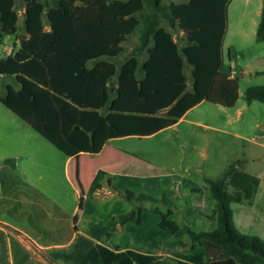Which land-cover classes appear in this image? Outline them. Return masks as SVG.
Here are the masks:
<instances>
[{
    "label": "trees",
    "instance_id": "trees-1",
    "mask_svg": "<svg viewBox=\"0 0 264 264\" xmlns=\"http://www.w3.org/2000/svg\"><path fill=\"white\" fill-rule=\"evenodd\" d=\"M230 1L188 0L166 7L163 0H52L47 30L43 16L49 4L26 0L27 34L14 53L0 57V77L18 87L7 84L0 101L69 157L97 154L113 139L155 135L202 101L234 107L239 79L222 69ZM15 6L16 0H0V45L18 33ZM162 17L185 35L182 49L161 26ZM136 32V54L119 66L124 44ZM256 36L264 42V1ZM186 63L192 67L191 89ZM246 101L264 103V85L248 88ZM237 165L218 179L207 178L209 186L200 188L184 175L166 174L148 160L121 154L110 168L113 188L128 201L162 200L170 206L188 199L189 225L179 227L171 210L140 207L131 215L116 211L121 203L115 212L101 210L93 199L106 174L100 169L85 202L88 232L50 256L62 264H264V241L240 233L233 223V205L256 193V179L239 173ZM205 192L208 201L202 200ZM213 206L215 215H210ZM114 213L132 240L124 249L108 243ZM198 220L212 228H198ZM185 234L193 243L189 251L180 250Z\"/></svg>",
    "mask_w": 264,
    "mask_h": 264
},
{
    "label": "rangeland",
    "instance_id": "rangeland-1",
    "mask_svg": "<svg viewBox=\"0 0 264 264\" xmlns=\"http://www.w3.org/2000/svg\"><path fill=\"white\" fill-rule=\"evenodd\" d=\"M47 3L43 16L44 24L49 30L47 12L52 0H41ZM188 0H163L168 7L172 3H182ZM264 0H231L228 5V31L223 41V71L235 75L239 79V99L234 107H225L219 104L202 101L190 109L174 126L168 127L155 135L148 137L129 136L111 140L103 154H82L70 163L71 173L82 170L94 174L95 166L106 163L119 153L134 154L159 166L164 173L175 172L184 175L198 183L200 188L208 187L207 178L218 179L237 162L238 172L250 175L256 179V193L252 199H246L241 204L233 205V223L236 229L243 234L257 236L264 241V103L254 101L248 104L246 92L253 86L264 85V42L257 40V28ZM26 0H16V11L19 15L17 35L8 36L0 45V57H6L17 49L21 37L25 36ZM161 26L170 30L180 49L186 45L183 32L178 27H172L167 20L161 18ZM139 45V33L131 35L124 44V51L117 59L120 66L127 59L136 54L135 48ZM146 55L140 57L144 61ZM93 65V62L89 64ZM188 87L192 88V67L186 63ZM142 74L138 73V77ZM10 80L0 78V93L5 94V86ZM105 107L104 112L107 113ZM77 185L80 186L77 182ZM235 187L231 184L228 190ZM98 205L101 210L113 211L115 203H121L116 210L126 211L133 215L140 207L150 210H160L174 213V221L181 228L189 225L186 214L188 199H183L168 206L162 200L128 201L125 194L113 190L104 180V190L98 194ZM161 199V196H159ZM210 199L205 192L203 201ZM104 206V208H103ZM122 208V209H121ZM213 208L210 215H215ZM202 210V209H201ZM204 211V210H202ZM114 231L108 239L109 245L115 249H124L132 244L131 238L120 222L117 213H114ZM76 224L84 233L88 232L90 219L79 213L76 215ZM200 229H211V225L204 220H198ZM180 240V250L189 251L193 243L188 234ZM36 264H62L54 262L48 251L36 250ZM164 257H172L164 254Z\"/></svg>",
    "mask_w": 264,
    "mask_h": 264
},
{
    "label": "crops",
    "instance_id": "crops-1",
    "mask_svg": "<svg viewBox=\"0 0 264 264\" xmlns=\"http://www.w3.org/2000/svg\"><path fill=\"white\" fill-rule=\"evenodd\" d=\"M110 141L91 155L103 154ZM82 154L90 153L65 155L0 101V264H36V250L51 253L86 235L75 217L80 213L86 218L85 202L98 170L106 174L93 192L97 206L105 179L115 190L110 168L121 154L97 164L94 174L71 173L70 163Z\"/></svg>",
    "mask_w": 264,
    "mask_h": 264
}]
</instances>
